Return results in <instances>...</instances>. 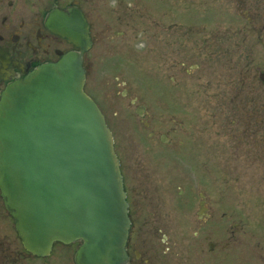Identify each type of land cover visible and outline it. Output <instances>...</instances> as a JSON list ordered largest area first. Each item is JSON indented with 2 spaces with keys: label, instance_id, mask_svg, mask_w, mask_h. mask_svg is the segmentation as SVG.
<instances>
[{
  "label": "flooded vegetation",
  "instance_id": "1",
  "mask_svg": "<svg viewBox=\"0 0 264 264\" xmlns=\"http://www.w3.org/2000/svg\"><path fill=\"white\" fill-rule=\"evenodd\" d=\"M98 1L0 0V97L8 85L38 66L55 62L62 54L76 50L66 37L50 29V23H60L52 17L53 12L78 9L87 24L91 45L95 39L113 37V26L107 20L114 19V24L121 25L125 16L111 12V17ZM182 3L184 12L199 13V22L197 26L183 24L180 31L174 25L166 29L164 41L171 56L169 72L188 75L201 72L199 92L204 101L213 87L216 92L210 96L215 100L212 105L229 108L233 114L222 120L219 116L208 118L230 125L228 131L233 137L227 147L222 146L223 151L216 142L207 149L213 161V156L217 157L212 165L217 195L213 200L214 218H211L206 212L210 198H206L203 190L195 197L196 193L190 190L175 188L174 182H161L151 170L149 156L163 155L159 149H152V141L163 145L170 142L169 137L160 135L157 139L156 133L148 131L149 124L143 121V106L135 110L142 112L135 129L145 128L139 137L147 136L149 148L136 151L130 147L129 152V144L122 143L109 127L129 220L124 264H264V0H182ZM122 7L123 2L119 9ZM221 12L228 13L233 21L232 27L223 32L218 28ZM190 15L186 13L185 20L190 21L193 18ZM166 18L173 20L169 13ZM208 24L212 27H207ZM192 51L199 57L197 64L186 69L183 60L174 61L175 53L187 56ZM83 65L85 69V60ZM168 97H172L171 91ZM135 101L132 99L131 103ZM244 172L250 178L245 187L231 189L232 182L239 183L237 174ZM254 173L261 174L257 179L261 194L255 192L254 182L251 183ZM228 179L230 185L223 187ZM201 184L205 187L204 182ZM158 194L161 198L155 196ZM226 198L229 213L222 212L221 204ZM195 200L199 212L192 217ZM223 226H229L228 230ZM211 232L215 240L209 238ZM78 246V242H55L44 255L27 251L0 197V264H76L74 255Z\"/></svg>",
  "mask_w": 264,
  "mask_h": 264
},
{
  "label": "water",
  "instance_id": "2",
  "mask_svg": "<svg viewBox=\"0 0 264 264\" xmlns=\"http://www.w3.org/2000/svg\"><path fill=\"white\" fill-rule=\"evenodd\" d=\"M52 17L60 23L50 29L76 50L1 93L0 196L27 251L79 242L76 264H124L129 222L119 161L102 112L84 92L88 27L76 8Z\"/></svg>",
  "mask_w": 264,
  "mask_h": 264
},
{
  "label": "rangeland",
  "instance_id": "3",
  "mask_svg": "<svg viewBox=\"0 0 264 264\" xmlns=\"http://www.w3.org/2000/svg\"><path fill=\"white\" fill-rule=\"evenodd\" d=\"M122 2L123 7L120 10ZM169 3L170 0L98 1V5L111 17V12H115L117 15L123 14L125 19L121 25L114 24V19L107 20L113 26V37L101 38V41L95 39V44L84 55L85 90L98 103L117 138L122 143L129 144V152L130 147L136 151L149 148L147 136L139 137L144 134L145 128H140L139 131L135 129L140 121L135 110L138 106H143V121L148 122V131L156 133L157 139L160 135H165L169 137L170 142L163 145L152 141V149H159L163 155L149 156L148 164L151 170L161 182H174L175 188L190 190L196 193L195 197L203 190L206 198H210H207L209 204L206 212L214 218L213 200L217 195V183L214 182L215 172L212 165H215L217 157L213 156V161L207 149L212 142H216L218 148L223 151L222 146L227 147L231 142L233 135L228 131L230 125H225L221 120L233 114L229 108L212 105L215 100L210 99V96L216 92L213 87L207 91L204 101L199 92V86L202 84L199 77L201 72L190 75L187 72H169L171 56L164 41L167 38L166 29L174 25L175 30L180 31L183 24L196 25L199 22L198 12L183 11L182 0H173V6L167 11ZM168 13L173 20L166 18ZM186 13L193 17L190 21L185 20ZM91 15L93 17V14ZM220 15L218 22L221 27L217 26L223 32L232 27L233 21L228 13L221 12ZM207 27H212V24ZM174 58V61L183 60L186 69L192 64H197L199 60L193 51L187 56L177 52ZM169 91L171 98L168 97ZM132 99H136L133 104ZM209 116H219L221 120L214 117L210 119ZM171 127L173 129L170 130ZM246 175L247 172L237 174L239 183L236 184V180L232 182L231 189L240 185L244 188L250 180ZM251 175L255 192L261 194V183L257 181L261 174ZM230 181L224 180L223 187L230 185ZM201 182L205 183V187ZM218 185L220 189L221 185ZM177 190L175 189V192ZM226 192L229 193L230 190ZM159 194L155 196L160 197ZM193 205L194 210L190 212L192 217L193 213L199 212L197 200ZM221 207L222 212L229 213L227 198L223 199ZM177 219L178 217L175 218ZM225 228L228 230L229 226H223V229ZM210 234L209 238L215 240L212 232Z\"/></svg>",
  "mask_w": 264,
  "mask_h": 264
}]
</instances>
